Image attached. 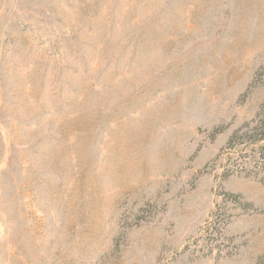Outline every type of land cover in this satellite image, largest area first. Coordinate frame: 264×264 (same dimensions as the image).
Masks as SVG:
<instances>
[{
	"label": "rangeland",
	"instance_id": "obj_1",
	"mask_svg": "<svg viewBox=\"0 0 264 264\" xmlns=\"http://www.w3.org/2000/svg\"><path fill=\"white\" fill-rule=\"evenodd\" d=\"M263 120L264 0H0V264H262Z\"/></svg>",
	"mask_w": 264,
	"mask_h": 264
},
{
	"label": "trees",
	"instance_id": "obj_2",
	"mask_svg": "<svg viewBox=\"0 0 264 264\" xmlns=\"http://www.w3.org/2000/svg\"><path fill=\"white\" fill-rule=\"evenodd\" d=\"M243 129L246 131L241 135L242 137L239 136V132H236L226 143V150L228 148V152H226L227 157H236L234 159L228 158V161L237 163L238 160L246 159L247 154H243V152L246 151V148L257 146V150H255L256 156L254 157L255 160H249L248 157V161H254L252 164L253 168L256 167L257 169H260L259 171H264V120L259 122V125L257 126L246 124ZM237 140H244L243 148H237ZM243 168L245 169V166H243ZM262 264H264V258Z\"/></svg>",
	"mask_w": 264,
	"mask_h": 264
}]
</instances>
